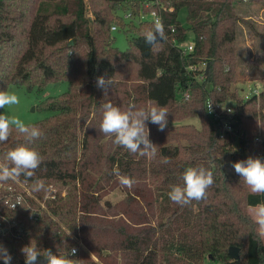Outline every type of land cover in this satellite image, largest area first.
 <instances>
[{
	"label": "trees",
	"instance_id": "16d2710c",
	"mask_svg": "<svg viewBox=\"0 0 264 264\" xmlns=\"http://www.w3.org/2000/svg\"><path fill=\"white\" fill-rule=\"evenodd\" d=\"M239 3L243 0H0V91L12 84L42 90L50 80L69 84L65 93L40 101L52 112L29 124L41 129L40 138L28 143L13 128L0 143V163L20 144L43 158L31 179L0 182V244L11 264H25L21 249L30 243L41 251L37 264H46L45 250L67 255L73 247H79L69 257L76 264H264V239L247 210L264 202V195L253 194L223 165L229 155L233 162L264 157V84L249 98L235 84L238 24L247 22ZM152 8L160 10L165 30L155 49L141 37L152 22L126 23L120 14ZM182 9L186 25L179 20ZM113 25L133 32L127 50L115 46ZM189 33L195 49L185 53L175 42ZM202 61L210 63L209 71L198 79L200 71L190 65ZM131 64L135 78L126 69ZM100 76L112 79L107 95L96 86ZM208 98L232 106L235 133L223 134L222 121L208 113ZM108 101L122 110L129 102L167 108L164 131L146 122L155 158L132 154L99 131L101 105ZM187 118L200 126L184 122ZM174 121L181 123L170 127ZM199 165L214 174L206 197L187 206L172 202L170 186L182 184L184 170ZM114 167L136 183L123 186L121 201L104 205L103 196L121 186ZM36 180L50 191H32ZM231 245L241 248L238 259L229 255Z\"/></svg>",
	"mask_w": 264,
	"mask_h": 264
},
{
	"label": "clouds",
	"instance_id": "9594fccd",
	"mask_svg": "<svg viewBox=\"0 0 264 264\" xmlns=\"http://www.w3.org/2000/svg\"><path fill=\"white\" fill-rule=\"evenodd\" d=\"M153 21L150 27H147L141 34L144 42L150 49H155L165 39L164 23L161 17L153 13ZM162 41V42H161ZM112 85L111 78L100 76L96 78V86L105 91ZM20 103L19 97L15 93L0 91V108L17 105ZM211 104H209V108ZM102 119L99 131L106 136L113 137V143L123 147L132 154H139L149 160L155 158L157 147L149 139V128L146 122L158 126V131H164L168 125V110L158 103L149 104L146 107H137L135 102H129L126 109L114 105L111 101L101 105ZM13 128L22 134L24 140L28 143L40 138L43 133L36 125L26 124L20 118L0 113V143L7 142L12 134ZM3 163H0V182L18 180L21 176L31 179L35 171L43 162L41 154L27 144H20L7 151ZM164 163H168L165 157ZM235 172L241 177L244 184L253 194L264 195V159L259 157H248L246 160H240L231 165ZM112 174L117 177L119 183L128 188H132L136 181L119 171L114 167ZM182 184L170 186L168 192L169 199L177 205L187 206L193 201H200L207 195V190L214 184L213 172L199 165L188 167L182 174ZM34 192H49L42 180H36L32 184ZM251 217L255 225L256 235L264 239V202L257 203L251 208ZM25 257V264H37L38 257L41 256L40 249L30 243L21 249ZM77 249H69L67 255L53 254L51 250H45L43 257L46 264H76V261L69 258L75 256ZM0 259L4 264H11L12 257L7 248L0 244Z\"/></svg>",
	"mask_w": 264,
	"mask_h": 264
},
{
	"label": "rangeland",
	"instance_id": "374dc122",
	"mask_svg": "<svg viewBox=\"0 0 264 264\" xmlns=\"http://www.w3.org/2000/svg\"><path fill=\"white\" fill-rule=\"evenodd\" d=\"M237 8L241 11V14L247 19V22H241L238 24L237 38H236V57L238 60L237 68L235 72L236 81L235 84L239 88L241 96L250 92V89L255 87L256 84L263 88L264 84V2L262 0H249L239 3ZM126 23L131 20L126 17L125 12H120ZM179 20L182 24H187V13L185 9H182L179 13ZM137 23V20L134 19ZM257 33L262 34L258 35ZM112 36L115 38V46L120 50H127L129 48L128 39L133 32H129L126 27L118 26L117 30L111 31ZM192 37V33H189L188 39ZM249 42L254 44L255 52L250 49ZM131 77H136V66L134 64L129 65L126 68ZM120 78V76H117ZM69 88V84L65 81H53L47 82L46 87L42 90L34 88L29 90L25 87H19L17 85H10L7 89L9 93H15L20 100L17 105L6 106L1 108L0 113L13 115L26 124L36 123L46 117L52 115L50 110H43L40 106V101L48 96L60 95L65 93ZM248 95V94H247ZM188 119V120H187ZM184 122L194 123L200 126L198 119L187 118ZM181 122H172L170 127H177ZM233 160L229 155L224 158L223 165L227 171H233L231 166ZM1 185V184H0ZM248 188V187H247ZM249 189V188H248ZM126 197V191L124 187L117 186L109 193L103 196L102 203L109 205L121 201ZM251 208L248 207V213L251 215ZM255 231V228H254ZM77 251L79 247H75ZM244 250V249H243ZM210 261H206L205 264H210Z\"/></svg>",
	"mask_w": 264,
	"mask_h": 264
},
{
	"label": "built area",
	"instance_id": "2783aa9c",
	"mask_svg": "<svg viewBox=\"0 0 264 264\" xmlns=\"http://www.w3.org/2000/svg\"><path fill=\"white\" fill-rule=\"evenodd\" d=\"M243 1H249V0H243ZM153 13H155L157 16L162 18V14L160 12L159 9L156 8H152L147 12H142V13H138V14H133V12H128L126 14V17L129 18L130 20H134L136 19L137 22H152L154 17H153ZM163 20V19H162ZM112 30H117V26L113 25L112 26ZM172 31H175V28H172ZM176 45H178L180 48H182L183 52L188 53V52H192L195 49V40H194V35L192 34V37H190V39H186L184 41H180V42H175ZM208 62L206 61H202L199 62L197 64H192L190 65V69L192 70H198L200 71L199 75L197 76L198 79H202L204 78L207 74H206V67H207ZM262 87L258 84L255 85V87L250 89V92L245 94L244 98H249L251 96L254 95H259L261 92ZM189 95V94H188ZM209 104H211V107L209 108ZM207 110L208 113L216 119H219L222 121L223 123V134L225 132H232L235 133L236 129L233 125V121H232V112H233V108L231 105L225 104L224 102H218L216 103L212 98H208L207 100ZM225 114H227V118H225ZM264 159V157L262 158ZM3 228L0 226V230H2ZM77 253V252H76Z\"/></svg>",
	"mask_w": 264,
	"mask_h": 264
},
{
	"label": "water",
	"instance_id": "95a60500",
	"mask_svg": "<svg viewBox=\"0 0 264 264\" xmlns=\"http://www.w3.org/2000/svg\"><path fill=\"white\" fill-rule=\"evenodd\" d=\"M71 43H73V41H71ZM209 66H210V63L208 62L207 67H206V74H208ZM240 251H241V248L239 246L231 245L229 247V255L233 259H238L240 257Z\"/></svg>",
	"mask_w": 264,
	"mask_h": 264
},
{
	"label": "crops",
	"instance_id": "0c3cea01",
	"mask_svg": "<svg viewBox=\"0 0 264 264\" xmlns=\"http://www.w3.org/2000/svg\"><path fill=\"white\" fill-rule=\"evenodd\" d=\"M249 46H250V49H252V50H253V52H255V51H256V49H254V44H253L252 42H249Z\"/></svg>",
	"mask_w": 264,
	"mask_h": 264
}]
</instances>
